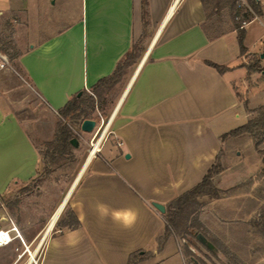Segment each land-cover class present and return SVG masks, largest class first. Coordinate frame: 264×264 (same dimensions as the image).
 Here are the masks:
<instances>
[{"label":"crops","instance_id":"obj_1","mask_svg":"<svg viewBox=\"0 0 264 264\" xmlns=\"http://www.w3.org/2000/svg\"><path fill=\"white\" fill-rule=\"evenodd\" d=\"M61 1L55 24L17 58L50 121L73 95L112 74L143 36L145 52L110 117L113 142L86 158L68 190L80 225L64 222L47 235L41 225L30 236L39 264H129L135 253L144 256L133 264H187L179 238L162 240L166 212L152 202L167 210L202 181L219 154L216 186L230 190L251 180L250 190L201 197L199 219L246 262L264 264V236L257 250L248 240L250 223L264 212L262 158L231 153L232 137L223 138L264 105V0H256L261 13L242 26L244 51L236 24H213L210 17L224 15L228 0H146L145 35L144 0ZM41 163L28 127L0 93V197L34 179Z\"/></svg>","mask_w":264,"mask_h":264},{"label":"rangeland","instance_id":"obj_2","mask_svg":"<svg viewBox=\"0 0 264 264\" xmlns=\"http://www.w3.org/2000/svg\"><path fill=\"white\" fill-rule=\"evenodd\" d=\"M55 1L53 3L51 0H41V2L39 0V3H36L31 0H0V50L6 49L4 53L10 59L9 68L0 75V93L7 95L18 116L28 127L42 159L40 171L34 179L0 197V225L9 228L14 222L30 248L31 254L27 251L22 240L16 238L11 244L0 247V264H36L35 261H31L36 244L29 243L30 236L41 225L44 226L43 228L48 227L52 215L76 179L84 161L88 158L92 143H95L106 129L130 73L145 52L143 42L138 57L126 68V72L120 80L112 83L109 87L102 88L99 93L94 95L95 107L90 110V118L95 119L97 125L92 132H84L79 120L72 122L70 119L62 118L60 114L57 115L55 121H50L49 110L25 79L17 64V58L28 48L32 40L40 34H44L55 24L56 13L60 9H58V5L62 3L61 0ZM239 2L240 0H236L234 7L226 5L229 10L224 15L210 12L212 23L222 20L229 21L228 23H231V20L232 24L240 23L242 15L238 18L234 15L239 9L244 12L245 6H240ZM222 3L226 2L222 1ZM61 120L72 127L75 143L70 152L57 153L47 158L45 162L43 154L46 152L48 142L54 139L58 123ZM110 127L111 123L105 131L99 148L108 141L113 142ZM263 133L262 129L231 136V143L227 150L234 154L238 150L242 155L251 158L261 156L264 149ZM250 183L251 180L246 181L239 189L241 191L250 190ZM253 220L250 223L251 230L248 235L251 237L248 236V240L254 243L253 249L257 250L258 244L262 243V236H264V212ZM69 221H73L70 200L64 206L50 233H53L62 223ZM206 228L209 231L207 235L196 232L197 234L193 236L184 233V237L180 238L181 245L191 246L195 253V256L188 257V259H193L196 264H249L222 237H218L208 227ZM238 232L242 233L243 230L240 229ZM203 237L210 242L213 241L215 248L208 247L206 242L202 241ZM242 240L241 237L240 242H243ZM40 257L41 253L36 252L38 264Z\"/></svg>","mask_w":264,"mask_h":264},{"label":"trees","instance_id":"obj_3","mask_svg":"<svg viewBox=\"0 0 264 264\" xmlns=\"http://www.w3.org/2000/svg\"><path fill=\"white\" fill-rule=\"evenodd\" d=\"M217 3L222 0H214ZM232 7L236 5V0H228ZM146 0H144V34L146 33L147 26L149 23V15L146 9ZM204 2H213V0H204ZM248 3L253 9V12L248 10L246 7L243 10H238V12L234 15V17L238 18L242 15L240 23H236V27L239 32V42L241 46V50H245L244 46V36L245 30L242 27L243 22L249 20L252 16L259 15L261 13V6L256 0H248ZM144 41V36L134 42L132 48L122 57V59L118 62L115 70L112 74L101 78L93 87L91 91H80L73 95L69 101L59 110V114L64 119H70L72 122L78 121L82 124L85 119L90 118V110L95 107L94 105V95L99 93L102 88L109 87L112 83L120 80V78L125 74L126 68L130 66L135 59L138 57L139 52L142 50V44ZM6 49H2L0 51L4 52ZM208 63L214 67H216L219 71L224 72L227 68L222 67L216 63L208 61ZM81 120V121H80ZM264 130V105L250 110V116L248 121L235 128L230 130L228 133L223 135V138L228 136H236L244 133H252L255 130ZM73 129L67 123L65 124L62 120L59 121L55 137L52 141L48 142L46 152L43 154V160L46 162L47 158L54 156L57 153H68L72 150V139H73ZM264 138V133H263ZM264 141V139H263ZM262 166L260 169L259 177H264V149L262 150ZM223 170V165L221 161V154H219L216 158L213 166L208 170L205 174L202 181L178 196L174 199L169 205L165 213L166 220V232L162 240L166 239L169 235H175L177 238L184 237V233L195 236L197 233H202L207 235L209 232L199 219V212L204 205V201H201L200 198L203 196H208L210 198H219L234 192L237 188L235 187L230 190H223L216 186L215 184V176L219 174ZM71 215L73 221H69L66 223L67 226L70 227H78L80 225V221L75 216L74 212L71 210ZM264 227V224H263ZM197 232V233H196ZM213 243V241H211ZM215 244V243H214ZM182 254L185 259H187V264H196L193 259H188V257L195 256L194 251L191 246L184 245L181 246ZM139 256L140 253L132 254L130 257L129 264H133Z\"/></svg>","mask_w":264,"mask_h":264},{"label":"built area","instance_id":"obj_4","mask_svg":"<svg viewBox=\"0 0 264 264\" xmlns=\"http://www.w3.org/2000/svg\"><path fill=\"white\" fill-rule=\"evenodd\" d=\"M239 5L240 6H245L248 10L253 12L252 7L248 3V0H240ZM245 23H246V21L243 22V25ZM9 65H10L9 57L4 52L0 51V73L5 71V70H7L9 68ZM93 144L94 143H92V149H93V146H94ZM99 149L94 152L93 156L96 155V153L99 151ZM16 238H19V239L22 240V242L25 244V246L27 248V251L30 252V254H31L30 248L25 243V241H24V239L22 237V234L20 233L17 225L14 222L11 223V226L9 228L0 226V247H5V246L11 244ZM35 263L38 264L37 261H35Z\"/></svg>","mask_w":264,"mask_h":264},{"label":"bare ground","instance_id":"obj_5","mask_svg":"<svg viewBox=\"0 0 264 264\" xmlns=\"http://www.w3.org/2000/svg\"><path fill=\"white\" fill-rule=\"evenodd\" d=\"M109 124H110V119H109V121H108L107 127H108ZM107 127H106V129H107ZM106 129H105L104 132L101 134V136L99 137V139L93 144V145H94V146H93V149L90 150L91 152H90V154H89L87 160L90 159V158L93 156L94 152L97 151V150L99 149L100 144H101V142H102V140H103V137H104V134H105ZM83 166H85V164H84ZM83 168H84V167H83ZM79 176H80V173H79L78 177H79ZM78 177L75 179L73 185H74L75 182L78 180ZM73 185H72V186H73ZM71 188H72V187H71ZM69 192H70V191H69ZM69 192H68V193H69ZM68 193L66 194L65 198H64L63 201L60 203V205L58 206V208L56 209V211L54 212V214L52 215V218H51V220H50V222H49V224H48V227H47L46 232H45L44 235H47V233H48L49 231H51L52 228L54 227V225H55V223H56V221H57V219H58V217H59V215H60V213H61L60 210H61V208H62V206H63V204H64V201H65L66 198H67ZM43 238H44V237H43ZM36 252H37V249H36L34 252H32L31 261H36Z\"/></svg>","mask_w":264,"mask_h":264},{"label":"water","instance_id":"obj_6","mask_svg":"<svg viewBox=\"0 0 264 264\" xmlns=\"http://www.w3.org/2000/svg\"><path fill=\"white\" fill-rule=\"evenodd\" d=\"M96 125H97V121H96L95 119H92V118L85 119V120L82 122V124H81V129H82L84 132H92V131L95 129ZM72 143H73V144L75 143V139H74V138L72 139ZM76 183H77V181H76ZM76 183H75V184H76ZM73 188H74V187H73ZM73 188H72V190H73ZM72 190H71V192H72ZM71 192L68 194L66 200L64 201V204H63V206H62L60 212H62V210H63V208H64V206H65V204H66V202H67V200H68V198H69ZM152 205H153L156 209H158L160 212H162V213H165V212H166V206H165V205H163V204H161V203H158V202H155V201L152 202ZM202 241H203V242H206V244L208 245V247L214 248V245H213L211 242H207V241H206V238L203 237V238H202Z\"/></svg>","mask_w":264,"mask_h":264}]
</instances>
